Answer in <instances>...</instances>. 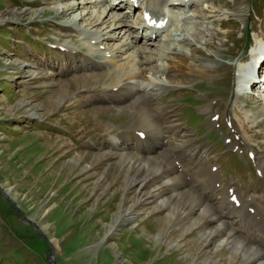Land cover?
<instances>
[{
  "label": "rangeland",
  "instance_id": "1",
  "mask_svg": "<svg viewBox=\"0 0 264 264\" xmlns=\"http://www.w3.org/2000/svg\"><path fill=\"white\" fill-rule=\"evenodd\" d=\"M197 1L190 10L193 14L191 20H194L193 25L196 28L195 38L184 46L188 54L191 53L187 68L181 60L176 64L170 63L171 69L163 72L159 69L161 63L159 59L152 58L149 61L153 52L160 51L162 45H168V41L163 43L164 38H169L170 33L179 32L174 28L175 23L163 30L161 36L156 35L153 39H147L140 36V33L147 36V30L140 28V33L136 32L140 24L139 8L131 9L130 4L120 2L121 6L117 10L109 11L117 12L116 17L122 16L127 30L124 32L122 27L120 29L116 27L113 30H117L114 32L116 34L105 32L111 37L114 35V38L106 40V43L112 47L120 44L127 36L128 40H131L135 34H139L137 40L132 38L136 42L132 41L149 50L142 53V62L139 65L145 67L147 64L145 68L148 72H157V75L163 72L168 79L175 77L186 86L179 91H172L170 87L166 90L164 88L160 93L163 95L154 103V106H159L164 113L165 126L172 123L164 127L162 121H159L163 129H166L163 137L170 140L168 147L172 146L174 141V144L181 146L180 155H186L188 160L190 158L188 151L190 149L194 151L199 145L201 151L197 149L199 152L197 156L201 158L198 157L200 160H197L198 168L209 159L211 161L209 164L207 162V165L204 163L205 167L211 163L222 165V175L219 173V168L216 172L223 177V187L219 184L215 192L202 196L198 210L190 215L191 222L187 221V224L181 226L175 225L172 227L174 231H171L174 236L163 237L161 233L158 234L163 225L159 220L171 213L168 211L170 206L162 212L156 211L160 209L156 206L171 192L164 190L158 193L157 187L164 181L165 175L152 177L146 187L142 186L144 180L138 181L141 180L139 177L134 187L130 190L126 189L130 182L125 183L123 174L126 173L120 170L119 154L113 150L109 152L110 149L94 147L105 144L110 133L106 131L112 130L110 129L112 127L117 128L119 121L125 120L126 124L133 123L131 125L137 127V122L142 120L143 115L131 108L118 109L121 105L113 108L103 105L92 107L93 104L86 103L92 101L94 103L95 94L101 95L102 91H99L106 90L108 86L101 82L96 84L94 76L97 72L86 64L84 70L91 69L87 70V73L91 74L77 76L78 72H75L73 67L72 70L68 63L70 60L73 65H77L80 61L79 56L71 58L68 53L66 55L55 48H50L47 44L48 41H60L59 43L66 41L68 45L81 46L82 36L85 33L95 30L92 34L94 35L96 28L102 31L111 30L112 16L105 15V12L98 16L101 8L99 4H95L96 0H0V237L5 239L4 233L7 232L11 236L14 230L24 234L22 241L19 239L13 252H8L7 242H0V264H49L47 260L50 257V251L47 249L49 245L55 248L56 264H227V258L231 257V254L236 256L235 264H242L238 254L245 242L241 241V237L237 245L240 246L239 248L231 251L226 247L214 255L217 250L224 247L225 237L217 236L206 246V241L203 243L200 237L203 236L201 230L195 227V221L199 219L198 212H202L204 205L208 203L225 212L224 192L230 183L239 182L238 184L243 187H240V191L246 195L262 194L256 196L257 200L249 204H257L259 210H264L262 191L264 183L261 180L263 177L256 173L254 161H246L245 152L246 148L251 147L256 152L255 155L264 156V107L257 96L247 93L250 100L247 99L249 108H246L249 112H253L254 116L249 118L253 122L244 119L242 105L238 102L233 103L235 91L232 89L234 80L232 67L241 56L240 49L245 40L246 30L254 29L252 43L256 41L255 35H264V0ZM104 3L107 4V0H104ZM63 8L66 9L64 12ZM184 8L188 9L189 6ZM173 9L176 11L178 8ZM77 16L81 17L77 19ZM98 17L100 19L97 22ZM71 18L76 20L72 26ZM103 18H106L107 22ZM176 42L177 40H174L173 43ZM106 48L109 50V47ZM123 48H127V45ZM78 52L81 56L82 52ZM236 54L240 56L235 57ZM49 62L52 65H49ZM88 63L93 65L90 61ZM203 64H209L207 67L217 72L214 73L215 70L209 69L210 73L201 77L198 69L205 66ZM219 64L221 65L216 67ZM63 65H68V68L65 69L67 66ZM58 68L60 74H69L60 77L57 74ZM188 70L191 73H188ZM100 72L102 73L98 75L106 79L104 74L106 71L101 69ZM42 73L46 76L42 77ZM145 74L142 72L140 75L144 78ZM228 83L229 89L226 87ZM89 84L92 86H88ZM60 91L63 94H60ZM255 92L257 93V90ZM166 93L168 99L164 98ZM187 94L195 97L196 103H204L212 97L220 98L218 97V102L210 111L202 113L199 112L202 107L198 105L191 107L194 104L193 100L187 102ZM105 99L108 102L110 98L105 97ZM112 100L117 101L115 98ZM216 106L220 109L218 110ZM137 107L143 109L140 105ZM151 107H153L152 102ZM182 108H186L187 113ZM158 110L159 118L158 116L155 118L162 120L161 110L159 108ZM194 110L202 115L200 117L202 131L201 127L198 129L195 127L199 117ZM213 112L220 114V129L215 127L214 123H208L209 116ZM231 115L236 118L238 127L239 121L243 123V127H239L240 131L228 124L226 118L230 117V120H233ZM178 116L182 118L181 124H175ZM131 125H123L125 130L121 131H127L126 135L120 134L121 132L117 135L123 138L133 134L127 129ZM173 129H178L177 133ZM233 129L238 130L239 134L241 132V136L248 141V145L243 146V154L231 150L238 141L234 140L229 148L223 142L224 135L228 130ZM166 133L169 135L166 136ZM196 134L200 135V140L196 138ZM111 141L112 137L109 142ZM102 151L103 154L99 156L98 162H95L92 154ZM230 154H235L240 163L238 164L236 158L233 159L235 155ZM131 155L126 156L131 157ZM204 156L209 157L202 158ZM177 161L181 163L178 158ZM131 162L135 168H140L139 160L132 159ZM129 166L126 160L121 168L123 167L127 172ZM208 169L209 167L202 172L205 178H209ZM152 170L154 171L155 167H152ZM233 180L235 181L232 183ZM202 182L203 179H197L199 185ZM131 183L134 184V181ZM189 184L194 185L195 182ZM199 185L195 189H199ZM204 185L209 186L206 183ZM252 185L260 189L250 188L248 191ZM4 194L12 203L5 199ZM148 194L152 195L146 199ZM137 195L140 197L145 195L141 203L136 201ZM227 198L228 196L226 200ZM240 205H235V208L236 210L239 208L237 211L243 216V221L248 222L245 227L255 230V223L253 222L252 225L248 221L250 217H247L246 210ZM11 208H20L29 220L32 222L35 220L43 236L38 234L37 228L24 225L23 221L20 222L18 219L20 216L16 217ZM236 218L238 219L239 216ZM261 219H264V214ZM243 221L241 224H244ZM188 226L189 229L191 228V233L177 237L179 235L175 232L182 231V228L186 230ZM209 227L212 229L218 227V222L210 223ZM247 231L249 230L245 228L243 232L248 233ZM246 233L244 237L252 243L250 250L245 246L247 253L250 254L256 247L261 249L260 241ZM238 235L241 236L239 233ZM259 263L264 264V258L259 262H248V264Z\"/></svg>",
  "mask_w": 264,
  "mask_h": 264
},
{
  "label": "bare ground",
  "instance_id": "2",
  "mask_svg": "<svg viewBox=\"0 0 264 264\" xmlns=\"http://www.w3.org/2000/svg\"><path fill=\"white\" fill-rule=\"evenodd\" d=\"M159 1H162L163 3H160ZM196 1L197 0H176V1H174V0H171V1H169V0H141L140 1V3L142 5H145L146 7L151 8V11L156 18L164 17V15H166V14L168 15L169 21H171V22L178 19L179 16L181 18H183V23H180L181 25L179 23H177L176 27H174L175 30L179 31V32L178 33L177 32L170 33L169 38H167V39L164 38L163 43L168 41V45L167 44L162 45L163 48H161L160 51L153 52L154 54L150 55L152 57L149 58V61L152 58L157 59V60L159 59L161 61L160 65H159V67H160L159 69H161L163 72H165L167 69H169V70L171 69L170 63L176 64L177 62H179L181 60L184 61V66H186L185 68H187L189 65L191 53L188 54V52L186 51V48L184 46H186L188 43H191V40L195 38L194 36L196 33V28L193 25L194 20L193 21L191 20L193 15L189 11L193 9L192 6L194 5V3ZM154 2L157 3L156 7L155 6L152 7V3L154 4ZM199 2H201V1H199ZM95 3L98 4L99 2L96 1ZM70 5H71V8H73V5L72 4H70ZM118 5H119L118 2L117 3H115V2L109 3L108 6L107 5L105 6V4L104 5L100 4L101 10H100V13L98 14V16L102 15V13H104V12L106 13L105 15L108 14V15L112 16V20L110 21V29L112 28L113 30H115L116 27H117V29H120L122 27V29L125 32L127 30V29L125 30V26H127V25L125 22H123L124 19L122 20L121 17H116L115 14L117 12L114 13V11L118 8L117 7ZM164 6H168V8H173V7L180 8L181 6L182 7L183 6H189V8L186 9L185 11H177L176 10L175 13H172L169 9L168 10H167V8L165 9ZM106 9H107V11H106ZM111 9L114 10L113 13L111 11H109ZM65 10L66 9H64V8L62 9L63 12ZM14 12H16V11H14ZM126 16H128V15H126ZM74 18H75V16H74ZM99 19H100V17L97 18V22L99 21ZM103 19H105L106 20L105 22H107L106 18H103ZM71 20H72V18H71ZM72 22L74 23V22H76V20H72ZM100 23H101V20H100ZM113 23H115V24H113ZM181 26H183V27L180 28ZM138 27L146 28V30L148 29L150 31L148 38H151V33L155 32L156 35L157 34L161 35V31L166 30L168 26H166L163 29H160V27H162V26L146 24L144 22V20L141 18V23ZM178 28H180V29H178ZM96 29H98V28H96ZM93 32L94 31L90 32V36L95 37V38L97 37V40H99V41H97V43H103L104 38L109 39V38L113 37V36L111 37L110 35L105 33L107 31H105V32L96 31L94 33V35H92ZM114 32H116V31H114ZM134 32H135V30H134ZM136 32H138V29H136ZM132 33H133V31H132ZM88 35H89V33H88ZM138 35L139 34H135L132 38H134L136 40ZM86 37L87 36L83 37V38H85L83 41V44L86 45L87 47H89V49L91 51H92V49H94L95 51H97V53H100L101 49L98 48V44L94 48L93 44L90 43L88 40H86ZM144 37H146V35H144ZM132 38H131V40H128V36H127L124 39V41L121 42V44H119V46H117L116 48L113 49L110 56H105L104 53L109 51L107 48H105V50L103 49V52H101L102 55L97 54V55H93L92 57H87L84 55V56H80L79 60L81 61V64H86L87 66L90 65L88 63V61H90L93 64L92 65L93 68H96L99 65H101L102 67H105L106 64L110 61L113 62V64L115 65L114 68L105 70L106 72H104V74L106 76V79H104L105 77L103 78V76L98 75V74L102 73V72H100L101 69H94L97 72V75L94 76L95 83L97 82L96 84H98L101 82V83L108 86V88H106V90L103 91V89H102L99 91V92L102 91L101 95H97L100 93L95 94L96 98L93 99V100H95V102L98 100L104 101L105 105H103V106L113 108L111 106H108L107 103H118L119 104V102L124 103L129 99V101L127 103H125L123 106L119 107L118 109L124 110L127 108H131V109H134V110L140 112L143 115L142 120H140L138 122L136 121L138 123V125L145 128L146 134L143 138L139 137L137 134L135 135L134 133L131 135L128 134L127 136H124L123 138H121L119 134L117 135V137L115 136V134L114 135L112 134L114 136V137L111 136L112 141L109 142L110 138H111L110 137V138L106 139L105 144L106 145L110 144V145H114V146H119V145L123 144L122 146L124 148L129 149V153H127V154L122 153V152L117 153V154H119L118 161L119 160L121 161V163H119L120 164V170L123 171V173L124 172L126 173V174H123L125 183L130 182V185L127 186L126 189L130 190L132 187H134V185L137 184L135 182H138V181L143 182V180L145 183L142 186L146 187L149 183V180H152V177L160 176L162 174L164 176L165 172H167L166 176L170 175V178H168L165 182H162L161 187L157 188L158 193H162V192H164V190H167L165 192H170V191L171 192L168 194L167 197H165V200L163 202H161L159 205L156 206V208H160L156 211L162 212L166 209L167 206H170L168 211H170L172 214L169 213L168 215L164 216L163 219L159 220V222H161V224H163L164 227L162 225L158 234L161 233V235L163 237L165 235H167L168 237L170 235L172 237V236H174V234L171 232V231H174V229L172 227H174L175 225H179V224H180V226L183 224H187L188 223L187 221H189L191 213L194 211L196 212L198 210L197 209L198 205L202 203V202H200V198L202 196L204 197L206 192H208V191L213 192L214 190H216V186L214 185V182L212 181L213 179L211 177L215 174L217 175L218 173L216 171H210L209 170L210 171L209 178L203 179V182L200 183L201 185H199L197 183V179H199L198 176L202 175V172H204L207 168L204 166L205 161L201 165H199V168H198V164L196 165V164H191V163L192 162L197 163V160L199 159L198 157H200V156H197V153H198L197 149H199V151H200L201 147L199 145H197L198 148L197 149L194 148V151H191V149H190L188 151V154L190 155V158L188 160H187L186 155L184 158L180 155L181 146L174 144V141H173V145L168 147V141H170V140L168 138L163 137V133L166 131V129H163V128L166 126L164 124H163L164 127L161 125V122H159V121H162L161 119L156 120L155 117L158 116L159 110L155 106L151 107V102H152L153 94L157 93L161 89H164V88L166 89L167 87H169L173 84H176L174 86H178L181 82L177 81V79L175 77L173 79H168V77L166 75H164L163 72H161L159 75H157V72H154V73L148 72L146 70L147 64L145 65L146 68L139 65V63L142 62V58H141L142 53L148 52L149 50L147 51L146 48L142 47V45L136 46V44H134V42H133L135 40H133ZM174 40H177V42L173 43ZM180 42H181V44H180ZM63 44H65L67 47H72V48L75 47V45H73V44L72 45H68L67 43H63ZM257 44H261V43L259 42ZM125 45H127V48H123V46H125ZM139 48H140V50H139ZM118 50H121V53H118L119 55L116 54ZM94 54H96V53H94ZM94 58L98 59V61L94 60ZM252 59H254V53L251 55L250 59H246L244 61H241L239 63V67H242L245 64L250 63L252 61ZM168 62H169V64H168ZM49 65H52V64L49 62ZM203 65H205V66H202L200 69H198V71H199L198 74L200 76H204L205 74H207L209 72V69L215 70L213 68L207 67L208 65H206V64H203ZM63 66H67V67H65V69L68 68V65H63ZM76 68H77V65H75L73 67V69H75V70H76ZM62 69H64V68H62ZM191 70H192V67H191ZM193 71H195V70H193ZM75 72H78L77 76L85 75V74H91V73H87L88 71L81 70L80 67H78ZM142 72L146 73L144 78L140 75ZM216 72H217V70L214 71V73H216ZM188 73H191V71L188 70ZM57 74L60 77H65V75L69 74V73L60 74L59 68H58ZM195 74H197V72H195ZM173 75H176V74H173ZM43 76H46L45 73H42V77ZM163 76H164V78H163ZM127 80H130V81H127ZM121 81H124V83L122 85H119V83ZM244 81H248L247 76L241 77V83H240L241 88H243ZM259 84L263 85L262 89L260 90L263 97H259L258 99L260 100L261 105L264 107V82L259 83V81H251V83H250L251 86H260ZM114 85H117L119 87L116 91H114L113 88H110L111 86H114ZM88 86L91 87L92 85L89 84ZM66 87H64V88H66ZM83 91H85V90L83 89ZM60 94H63V92H61ZM105 97L110 98L108 100V102L105 99ZM233 97H235L234 103L236 104L238 102L241 105H242V103L244 104V102H245V104H247V101H248L247 99H249L248 95L245 92H239V91H237V92L235 91ZM112 98L117 99V101L114 102L112 100ZM146 100H148V102ZM138 105H140L143 109L140 110L137 107ZM100 106H102V105H100ZM237 108H238V106H237ZM242 108H243L244 119L251 121L249 118H252L254 116L253 112H249V110L245 106H242ZM250 111H252V110H250ZM235 115H238V114H235ZM157 118H159V116ZM251 122H253V121H251ZM156 123H157V127H156V129H154L152 127L153 126L152 124L156 125ZM120 127H121V129L119 131H117L118 129H116V130L112 129L110 131H112V132L117 131L116 134L121 132L120 134L126 135L127 131H121V130H125V127L124 126H120ZM130 127L135 128V125H131ZM239 127H243V123H241L240 121H239ZM139 129H142V128H139ZM173 131L177 133L178 129H173ZM155 133H157L156 136H155ZM165 135L168 136L169 134L166 133ZM176 137H178V135ZM196 138H199V140H200V137L197 136V134H196ZM241 138L243 140H245L242 136H241ZM118 139H121V141H119ZM149 139H151V140H149ZM115 141H117V142L114 144ZM245 142H247V140H245ZM93 143L96 144L95 141H93ZM160 148H162V149H160ZM134 149H137L138 151L139 150L143 151L146 154H148V153H155V154H152L149 157H148V155H144V156L140 155V157H139L136 154H134V152H133ZM108 151L111 152V149ZM113 152H116V151L113 150ZM102 154H103V151L100 153L95 152L92 154V157L94 158L95 162L96 161L98 162V160L100 158L99 156ZM121 154H125V155H121ZM128 154H132L131 157H129V156L127 157L126 155H128ZM159 156H161V159H159ZM174 156L175 157L178 156L181 158L182 164H181L180 168H178L174 163H172V158ZM207 157H209V156H207ZM254 158H256L255 161H256L257 167H260V165H261L263 168V172H264V156L254 154ZM132 159H134V161L139 160L138 165H140V168H135V166L131 162ZM151 159H153V160H151ZM126 160L130 164L127 172L124 170L123 167L121 168V166H124V162ZM151 161H153V163ZM95 162H94V164H95ZM152 167H155L154 171L152 170ZM148 171H149V174H148ZM156 172H158V173H156ZM149 176H151V177H149ZM139 177L141 178V180L137 181V179ZM133 181H134V184L131 183ZM192 181L195 182L194 186L199 185L200 188L195 189L196 187H194V186H193V189L192 188H186L185 185L187 183H191ZM205 183L209 185L208 190H206V186L204 185ZM229 186L233 187V192L235 191V189H237L239 191V195L237 196V198L239 200V204H241L240 206L241 207L243 206V209L246 210V214H248L247 217H250L249 219L254 221L255 224H257L259 226V228L264 231V222H263L264 219L259 220V215L262 214L264 212V210H259L257 204H249L251 201L254 202V200H257L256 196H260L262 194H256L255 193V195H250V194L246 195L243 191H240L241 186L238 183L229 184ZM263 189H262V191L264 192ZM139 191L141 192V190H139ZM137 194H138V192H137ZM143 194H145V193H143ZM231 194H232V192H229V189H227L226 195L223 198L224 199V205H225V212L224 213L221 211V209L219 210L218 207L212 206V203L205 204L203 207V211L198 212L199 219L197 221H195V224H196L195 227L198 228L199 230H201L203 236L200 235V237L203 240V243L206 241V244H205L206 246H207V244L212 243L217 236H218V238L223 237V236L225 237L224 247L217 250L214 253V255H216V253L219 251H223L224 248H226V247H228V249H231V251H234L235 249L239 248L240 246H237V245H238V242L240 240L239 237H241L242 238L241 241L245 242V244H242L241 250L238 254L239 259L241 258L240 261H242V264H245V263L248 264V262L249 263H253V262H257V261L259 262L261 259L264 258V236L262 234L256 232L255 230H252V228H250V227H245L246 223H248V222L243 221V216L241 214H239L237 211L239 208L236 210L235 202L230 200ZM151 195L147 196L146 199H148V197H151ZM135 196H136V194H135ZM144 196H142V197H144ZM227 196H228V198L226 200ZM142 197L137 195L136 201H139L138 203H141ZM247 206H250V208H251V206H253L254 207L253 211H250V209L248 210ZM233 216H239V218L235 221L236 225L234 224V222L231 223V222H228L226 220V219H229V221H232L231 218ZM184 221H185V223H184ZM214 221L218 222V227L212 229L209 227V225H210V223H212ZM239 221H240V223H239ZM241 221H243L244 224H241ZM189 222H191V221H189ZM193 223H192V225H193ZM243 226L249 230V231H247L248 233L243 232L245 230V228H243ZM206 228H209V229H206ZM190 229L188 226L186 230H183V228H182V231H176L175 233H176V235H179L177 237H181L182 234L185 235V234L191 233ZM238 233L241 236H239ZM241 233H243V234H241ZM245 233L249 234V235H253L258 241H260L262 248L259 249L256 247V249L254 251L252 250V252L250 254H248L247 250L249 249V247H252V243L248 242V240L244 237ZM245 246H247V250H246ZM234 258H236L235 254H231V257L227 258V264H235ZM259 264H261V263H259Z\"/></svg>",
  "mask_w": 264,
  "mask_h": 264
}]
</instances>
